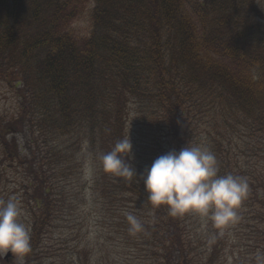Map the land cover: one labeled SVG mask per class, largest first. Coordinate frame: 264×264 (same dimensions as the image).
<instances>
[{
	"label": "trees",
	"instance_id": "obj_1",
	"mask_svg": "<svg viewBox=\"0 0 264 264\" xmlns=\"http://www.w3.org/2000/svg\"><path fill=\"white\" fill-rule=\"evenodd\" d=\"M88 3L93 6L91 31L79 36L73 24ZM256 3L0 0V82L16 91L22 107L20 121L0 123V146L5 159L25 161L28 156L21 157L15 145L17 135L24 133L25 138L28 133L27 164L35 188L27 192L35 209L26 258L38 251L58 207L72 210L69 196L74 193H55L49 172L76 175L94 153L97 201L109 214L119 210L120 200L126 203L116 216L128 239L145 234L154 247L152 254L162 252L157 264H218L221 241L207 245L199 237L191 239L184 229L185 216L153 209L140 176L159 156L190 145V129L200 134L196 138L201 142L200 124L212 131L210 143L224 130L229 144L239 128L249 133V145L264 140V15ZM128 106L143 119L142 130L135 131L143 139L127 158L137 175L114 177L101 173L98 165H103V154L128 136ZM161 118L173 125L161 128ZM161 129L162 135L154 134ZM67 136L71 157L55 145ZM222 149L220 145L212 151L219 155ZM229 159L219 160L221 176L242 177V170H230ZM65 178L60 182H69ZM249 202L264 215V177L249 174ZM128 214L137 217L142 231H129Z\"/></svg>",
	"mask_w": 264,
	"mask_h": 264
},
{
	"label": "rangeland",
	"instance_id": "obj_2",
	"mask_svg": "<svg viewBox=\"0 0 264 264\" xmlns=\"http://www.w3.org/2000/svg\"><path fill=\"white\" fill-rule=\"evenodd\" d=\"M92 7V4L88 3L83 13L73 24V29L79 36H88L91 31ZM255 7L259 9L257 12L263 16L264 0H258ZM11 81L16 82L15 80ZM21 111L22 107L20 101L18 102L16 91L6 83L0 82V123L20 121L22 119ZM125 115L127 134L129 135L130 132L134 147L138 146L143 138L135 131L139 127L142 130L143 119H139L138 112L130 106L127 107ZM166 120L168 119L161 118L159 120L161 128L163 124L173 125L172 122L168 123ZM231 120L233 121V119ZM25 125L28 130L27 121H25ZM200 126L203 130L201 142L196 138L200 135L196 130L188 131L187 139L191 143L190 146H195L198 144L197 142H200V145L207 146L212 151V149H219L222 145L223 149L218 152L219 155H215L219 166L218 174L224 173L219 160L230 158L228 167L234 172L242 170V177H245L248 182V192L238 210L240 218L235 223L218 229L211 220H202L199 216L187 215L185 216L184 229L191 239L199 237L207 245L217 240L221 241L218 264H257V254L264 253V215L255 206H249V174L253 178L264 177V152L262 151L264 140H261L262 137H260L258 144L249 145V133L244 128H239L240 132L235 134L229 144L223 138L226 135L224 130L218 131L219 136L214 138V143H210L208 139H210L212 131L208 132L206 126L203 127L201 124ZM154 134L159 137L162 135V129L161 132L158 131ZM27 136L25 135V138ZM25 138L24 133L16 137L18 144L15 145V149L20 146L21 157L28 156L25 161L22 160L19 163L9 161L7 157L5 159L0 146V199L7 200L13 195L19 198L21 220L29 227L31 235V213L32 208L35 209V205H33V201L29 200L28 195L32 190L34 192L35 188L30 181L27 164L30 160V152ZM70 138L67 136L58 139L55 145L71 157L72 149L69 147L72 142L69 141ZM9 139H12V136H9ZM81 152L86 154V148H83ZM94 155V153L88 154V160L83 170H80L76 175L67 177L68 172H65L63 177H67L65 179L69 182H60L63 178L61 175L57 172L56 174L49 172L53 176L52 183L55 193L63 191L70 192V195L71 192L74 193L73 198L69 196L72 201V210L70 212L68 209L61 211L58 207L51 226L44 230L40 237L39 249L33 257L15 259L12 253H9L5 257H0V264H157L160 261L162 252L157 255L152 254L151 251L154 250V247L149 243L145 234L139 235L138 238L128 239L123 222L116 216L117 213H123L126 206L123 200H120L119 210L113 214L107 213L103 209V205L100 204L101 201H97V194L93 188L94 175L97 171V166L94 168ZM72 164L78 165L79 162L73 160ZM98 167L101 173H106L103 165H98ZM60 168L64 169V162ZM116 206L117 203L114 208H117ZM127 206L133 207L129 204ZM63 214L65 215L62 220Z\"/></svg>",
	"mask_w": 264,
	"mask_h": 264
},
{
	"label": "clouds",
	"instance_id": "obj_3",
	"mask_svg": "<svg viewBox=\"0 0 264 264\" xmlns=\"http://www.w3.org/2000/svg\"><path fill=\"white\" fill-rule=\"evenodd\" d=\"M132 155L129 132L102 155L104 171L114 177L137 175L127 159ZM218 173L214 153L201 144L187 145L179 152L171 150L159 156L140 178L153 209L167 208L172 217L199 216L222 229L239 220L238 210L247 196L248 182L245 177ZM21 216L17 196L0 199V257L12 253L15 259H21L31 252L30 229ZM127 220L130 232L142 231L143 225L136 216L128 214ZM256 260L257 264H264V253H258Z\"/></svg>",
	"mask_w": 264,
	"mask_h": 264
}]
</instances>
